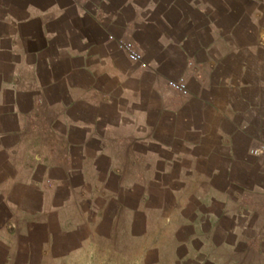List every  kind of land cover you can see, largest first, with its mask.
Returning a JSON list of instances; mask_svg holds the SVG:
<instances>
[{"label":"crops","instance_id":"0c3cea01","mask_svg":"<svg viewBox=\"0 0 264 264\" xmlns=\"http://www.w3.org/2000/svg\"><path fill=\"white\" fill-rule=\"evenodd\" d=\"M263 146L264 0H0V264H264Z\"/></svg>","mask_w":264,"mask_h":264},{"label":"built area","instance_id":"2783aa9c","mask_svg":"<svg viewBox=\"0 0 264 264\" xmlns=\"http://www.w3.org/2000/svg\"><path fill=\"white\" fill-rule=\"evenodd\" d=\"M122 48L125 50L128 57L132 61L140 62L143 60L142 52L139 50V48L134 43L132 42L124 43L122 44ZM170 84L178 90H181L183 92L187 91L186 83L184 82V80H181L179 82H170ZM261 153H264V146L261 149Z\"/></svg>","mask_w":264,"mask_h":264}]
</instances>
